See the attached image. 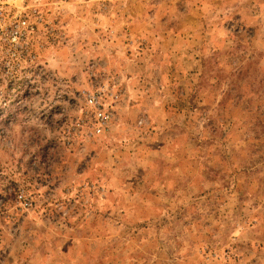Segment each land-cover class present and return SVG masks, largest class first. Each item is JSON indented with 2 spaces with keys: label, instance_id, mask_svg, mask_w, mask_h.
Listing matches in <instances>:
<instances>
[{
  "label": "rangeland",
  "instance_id": "1",
  "mask_svg": "<svg viewBox=\"0 0 264 264\" xmlns=\"http://www.w3.org/2000/svg\"><path fill=\"white\" fill-rule=\"evenodd\" d=\"M0 264H264V0H0Z\"/></svg>",
  "mask_w": 264,
  "mask_h": 264
},
{
  "label": "built area",
  "instance_id": "2",
  "mask_svg": "<svg viewBox=\"0 0 264 264\" xmlns=\"http://www.w3.org/2000/svg\"><path fill=\"white\" fill-rule=\"evenodd\" d=\"M95 99H96L95 96L89 95L90 102H97ZM95 117L97 119V130H100L103 127V125L108 121L109 113L102 108H97L95 111Z\"/></svg>",
  "mask_w": 264,
  "mask_h": 264
}]
</instances>
